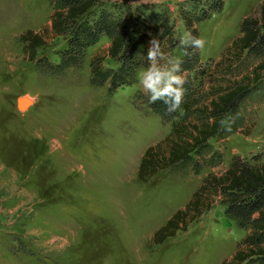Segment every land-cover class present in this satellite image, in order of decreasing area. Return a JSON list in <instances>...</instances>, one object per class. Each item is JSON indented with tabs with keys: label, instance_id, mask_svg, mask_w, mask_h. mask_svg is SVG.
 I'll return each instance as SVG.
<instances>
[{
	"label": "rangeland",
	"instance_id": "rangeland-1",
	"mask_svg": "<svg viewBox=\"0 0 264 264\" xmlns=\"http://www.w3.org/2000/svg\"><path fill=\"white\" fill-rule=\"evenodd\" d=\"M262 1L224 0L220 12L196 23L206 44L189 76L195 84L208 86L214 62L240 33L241 19ZM138 3L165 11L177 43L169 55L180 58V38L188 34L180 11L190 9L189 2H127L130 7L121 10L129 24ZM51 12L49 0H0V264H219L246 230L218 202L162 243L151 236L232 155L241 151L249 162H259L264 148H245L252 146L247 138L254 125L255 136L264 137V103L247 105V135L213 142L223 151L221 166L199 173L160 170L140 182L142 154L171 128L137 97L145 94L137 74L148 61L134 83L111 94L107 84L90 85V60L105 54L110 42L103 35L87 47L81 66L52 73L41 61L57 63L66 41L55 38L32 58L19 40L23 31L48 25ZM257 61L247 58L233 75ZM103 65L115 67L108 57ZM257 153L259 160H252Z\"/></svg>",
	"mask_w": 264,
	"mask_h": 264
},
{
	"label": "trees",
	"instance_id": "trees-1",
	"mask_svg": "<svg viewBox=\"0 0 264 264\" xmlns=\"http://www.w3.org/2000/svg\"><path fill=\"white\" fill-rule=\"evenodd\" d=\"M138 1L49 0L50 23L39 31H23L19 40L25 43L32 58L38 48H45L53 39L65 40L66 47L58 52L57 63L41 61L52 73H62L69 67L81 66L87 47L107 36L110 42L106 53H96L90 60L89 83L107 84L111 94L119 86L136 81V71L147 64L151 39L158 40L167 54L177 44L169 17L165 11L149 10L152 3H138L137 13L129 24L121 9L130 7L127 2ZM187 2L191 7L181 10L180 17L188 34L196 37H199L196 23L208 19L213 12H220L224 4V0ZM239 31L214 62L206 87L202 82L195 84L189 77L200 65L199 50L179 45L182 53L179 74L186 82L185 95L176 112H167L163 100L151 104L147 94L137 95L148 110L171 124L169 133L142 154L138 181L146 182L160 170L199 173L203 167L221 166L223 151L213 142L224 143L234 133L248 134L247 105L264 103V0L241 19ZM107 57L115 67L103 65ZM250 57L258 61L246 72L233 75ZM260 154L253 155L252 160H259ZM216 202L223 207L225 216L246 230L231 255L219 264H264V162L252 163L239 154L232 155L222 171L207 174L184 206L153 232L151 242L162 243L185 229Z\"/></svg>",
	"mask_w": 264,
	"mask_h": 264
},
{
	"label": "clouds",
	"instance_id": "clouds-1",
	"mask_svg": "<svg viewBox=\"0 0 264 264\" xmlns=\"http://www.w3.org/2000/svg\"><path fill=\"white\" fill-rule=\"evenodd\" d=\"M180 44L185 49L192 47L203 50L206 41L187 34L180 38ZM146 59L147 67L137 74V79L144 93L148 95L149 103L154 104L163 100L167 112H176L185 95L183 85L186 81L179 74L182 61L162 51L160 42L154 38L149 42ZM162 61L167 63L161 64Z\"/></svg>",
	"mask_w": 264,
	"mask_h": 264
},
{
	"label": "crops",
	"instance_id": "crops-1",
	"mask_svg": "<svg viewBox=\"0 0 264 264\" xmlns=\"http://www.w3.org/2000/svg\"><path fill=\"white\" fill-rule=\"evenodd\" d=\"M254 127H255V125L252 128V133L250 136L251 138H247V140H249L251 142V145H252V146H248L245 148L247 151H253V150L257 151L260 148H264V137L263 136H257L256 137L255 133H254ZM168 132H169V130H168ZM238 154H242L241 151H239ZM259 162H264V150H263V154L261 155ZM168 218L166 217L165 219H168Z\"/></svg>",
	"mask_w": 264,
	"mask_h": 264
},
{
	"label": "bare ground",
	"instance_id": "bare-ground-1",
	"mask_svg": "<svg viewBox=\"0 0 264 264\" xmlns=\"http://www.w3.org/2000/svg\"><path fill=\"white\" fill-rule=\"evenodd\" d=\"M214 44H216V45H220L221 44V40L220 39H214ZM20 107V106H19ZM21 108V107H20Z\"/></svg>",
	"mask_w": 264,
	"mask_h": 264
}]
</instances>
